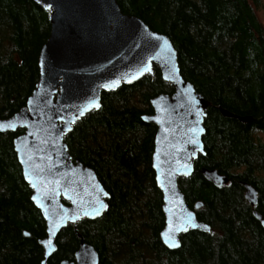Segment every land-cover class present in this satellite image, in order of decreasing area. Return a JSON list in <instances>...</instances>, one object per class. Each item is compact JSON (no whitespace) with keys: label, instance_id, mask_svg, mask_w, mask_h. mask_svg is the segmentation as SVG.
Instances as JSON below:
<instances>
[{"label":"trees","instance_id":"obj_1","mask_svg":"<svg viewBox=\"0 0 264 264\" xmlns=\"http://www.w3.org/2000/svg\"><path fill=\"white\" fill-rule=\"evenodd\" d=\"M124 13L168 35L183 76L211 103L205 118L206 155L179 185L188 205L212 232L191 230L181 247L168 249L163 193L152 167L158 127L142 119L151 99L172 95L174 85L154 65L153 75L102 92V105L65 136L74 161L93 168L107 191L108 210L97 219L69 224L57 237L48 264L75 260L81 240L99 251V264H264V24L262 0H118ZM51 33L48 12L33 0H0V117L27 105L40 79L39 55ZM221 108L243 122L224 115ZM24 132H0V264H41L46 221L32 200L14 147ZM229 177L223 187L202 169ZM253 184L259 203L245 197ZM69 204L68 201H64Z\"/></svg>","mask_w":264,"mask_h":264},{"label":"water","instance_id":"obj_2","mask_svg":"<svg viewBox=\"0 0 264 264\" xmlns=\"http://www.w3.org/2000/svg\"><path fill=\"white\" fill-rule=\"evenodd\" d=\"M33 1L51 21L50 37L39 55L40 79L25 107L11 117H0V132L24 129L15 137L14 147L31 198L47 225V235L39 241L44 249L41 264H48L57 251V237L64 228L81 219H97L109 207L110 193L97 172L73 160L65 136L89 112L101 108L103 91L153 75L154 65L175 87L172 95L152 98L154 113L142 115L158 127L152 167L164 200L162 241L177 250L182 234L211 233V225L197 215L204 202L190 207L179 185V178L192 176L196 160L207 153L205 118L211 103L183 76L171 38L142 18L124 13L118 0ZM221 111L243 122L250 119L225 108ZM202 173L219 188L229 182L217 169L204 167ZM245 188L247 201L256 207L257 188L251 183ZM254 215L264 226V215L257 209ZM100 260L96 247L81 240L75 260L61 264H99Z\"/></svg>","mask_w":264,"mask_h":264},{"label":"rangeland","instance_id":"obj_3","mask_svg":"<svg viewBox=\"0 0 264 264\" xmlns=\"http://www.w3.org/2000/svg\"><path fill=\"white\" fill-rule=\"evenodd\" d=\"M256 13L260 21L264 24V0H262L261 6L256 9Z\"/></svg>","mask_w":264,"mask_h":264},{"label":"snow or ice","instance_id":"obj_4","mask_svg":"<svg viewBox=\"0 0 264 264\" xmlns=\"http://www.w3.org/2000/svg\"><path fill=\"white\" fill-rule=\"evenodd\" d=\"M97 107H98V105H97ZM172 246H175V245L173 244Z\"/></svg>","mask_w":264,"mask_h":264}]
</instances>
